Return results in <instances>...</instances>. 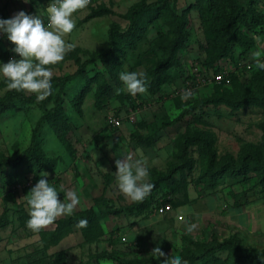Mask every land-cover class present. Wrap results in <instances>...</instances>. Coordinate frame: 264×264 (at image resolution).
Segmentation results:
<instances>
[{
  "label": "rangeland",
  "instance_id": "374dc122",
  "mask_svg": "<svg viewBox=\"0 0 264 264\" xmlns=\"http://www.w3.org/2000/svg\"><path fill=\"white\" fill-rule=\"evenodd\" d=\"M52 1L0 0V17L9 18L23 9L43 16L47 23L46 8ZM140 1L100 0L77 10L73 14L76 27L65 37L74 48L63 61L50 66L53 77L73 74L77 70V58L85 62L95 52H106L110 28L124 30L128 24V10ZM194 1L176 0L173 4L178 14L185 12L187 25L185 47L178 52L182 68L171 70L175 76L171 84L162 86L158 94L147 90L133 96L119 79V73L130 71L137 59L144 60L138 54L150 49L159 33L168 31L167 26L157 22L142 35L139 53L127 51L118 82L110 81L111 96L98 101L97 83H94L78 113L69 103L77 90L73 93L69 89L72 85L80 87L83 82L79 79L70 82L66 112L70 121L67 139L71 149H66L56 139L46 123L42 124L39 134L46 155L56 161L54 170L37 174L25 166L0 169V264H120L100 259L103 252H113L125 260L153 259L161 264L167 257L152 252L156 244L169 255H178L191 243L228 239L239 242L244 248L264 251V186L250 179L224 177L210 188L204 181V157L199 147L201 140H209L218 160L237 158L245 151L263 153L264 95L260 88L264 91V70L256 67L253 52L264 50V32L248 33L254 45L245 60L237 59L239 49L234 47L233 57L221 59L217 64L225 74L235 70L238 64L236 74L244 86L242 89L236 90L229 83L218 87L210 83L198 86L193 89L194 95L183 99L181 94L187 82L205 72L202 67L204 52L200 50L204 44V27L197 12L189 10ZM238 1L246 7H255L264 16V0ZM12 47L6 36L0 34V61L7 62L13 56L18 58V54L11 51ZM151 66L144 62L134 71L146 72L149 81L147 70ZM87 68L111 80L101 63H89ZM9 90L12 89L7 87V81L0 78V96ZM214 96L227 98L230 106L208 105L205 108L208 115L202 117L204 123H194L193 116H198L200 111L195 106ZM259 96H262V103L252 99ZM242 103L245 105L239 107ZM50 106L20 105L19 109L0 114V159L17 155L28 147L38 119L44 108ZM110 117L119 118L121 126H112L108 121ZM136 131L151 134L156 138L154 145L144 148L133 142L130 136ZM190 137L197 145L185 144ZM123 156L144 161L150 169L149 181L155 173L170 176L171 184L165 187L169 193L159 192L155 199L157 205L169 204L171 212L158 215L152 204L141 213L127 211L137 202L131 201L118 188L115 161ZM44 173L48 174L49 183L57 188L60 199H67L69 190L79 194L81 202L73 214L94 209L98 221L93 230L85 232L73 226L54 243L44 241L41 232L54 230L55 221L38 232L20 221V212L29 213L27 193ZM115 211L121 213L115 214ZM65 217L69 216H60L56 221ZM190 225L193 226L191 231L188 230ZM221 256L224 258L225 253Z\"/></svg>",
  "mask_w": 264,
  "mask_h": 264
},
{
  "label": "trees",
  "instance_id": "16d2710c",
  "mask_svg": "<svg viewBox=\"0 0 264 264\" xmlns=\"http://www.w3.org/2000/svg\"><path fill=\"white\" fill-rule=\"evenodd\" d=\"M175 1L154 0L146 2L142 0L131 6L126 14L127 27L124 30H119L114 26L110 28L108 50L106 52H95L85 62H81L77 58L75 60L77 70L71 75L54 76L52 93L45 100L37 101L36 95L29 96L24 92L13 89L0 96V114L19 109L20 105H51L49 108H44L31 133L28 147L17 155L1 158L0 169L2 167L17 168L25 166L34 170L37 174L54 170L56 161L46 155L39 134L42 124L46 123L56 139L66 149H71L67 139L70 131V121L66 112V98L69 95L67 89L70 87V82L76 79L83 82L80 87L72 85L69 89L73 93L77 90L76 94L70 98L69 103L78 113H81V105L94 83H97L95 95L98 101L111 96L113 89L110 81L118 82V73L124 64L127 51L138 52V44L142 35L148 27L157 22L167 26L168 31L164 34L159 33L153 46L148 50H143L141 55H137L140 58L144 57V60L137 59V62L132 64L130 71L143 66L144 62L151 63L152 66L147 70L150 77V80L147 81L149 85L148 92L151 94H158L162 86L171 84L175 78L171 70L182 68L178 52L185 47L186 37L184 31L187 25L185 12L178 14L173 8ZM189 10L197 12L204 27V44L200 50L204 52L202 67L206 76L215 75L222 70L217 67L219 60L229 56L233 57L234 47L239 49L237 59L239 61L245 60L254 45V40L248 36V33L261 34L264 32L263 14L253 6H244L238 0H195ZM95 62L101 63L107 69L111 80H108L104 74L87 68L89 63ZM237 65L235 70L226 73L224 79L214 83V85L220 86L229 83L236 90L242 89L244 86L236 74ZM90 72H93V76H90ZM54 89L58 90L54 92ZM260 91L261 95H264L262 88H260ZM261 97L252 99H255L257 103H262ZM221 104L227 107L230 106L227 98L216 96L201 102L199 106H195L200 111L197 114L198 116H193L194 123H204L202 117L208 115L205 110L206 106ZM244 105L242 103L238 106ZM234 108L236 109V106ZM192 111L193 115H196L194 109ZM130 138L144 148L152 147L156 140L151 134L143 135L137 131L132 133ZM195 143L193 137L186 139L185 142L188 146L197 145ZM199 147L204 157L202 164L204 181L210 188L217 185L224 177L250 179L254 180L255 184L259 183L264 186V151L262 154L245 151L237 158L229 157L218 160L209 140H201ZM185 167L186 164L183 168ZM171 181L169 175L153 174L150 180L154 184L151 194L142 202H137L132 207L127 208V211L141 213L151 204L155 207L157 205L156 195L159 192L164 193V195L168 194L169 192L165 187L169 186ZM116 213L121 212L115 211ZM83 218L88 220L86 227L79 225V220ZM19 219L27 225L29 213L20 212ZM97 221L98 217L92 207L80 210L69 217L55 221L54 230L41 232V237L46 242L56 243L62 236L68 234L73 226H78L85 232L91 231L96 226ZM223 253H225L224 258L221 256ZM178 255L183 256L188 264H264V251L244 248L233 239L224 242L191 243V245L183 248ZM99 258L117 261L120 264H160L158 260L153 259L125 260L113 252H103L99 255Z\"/></svg>",
  "mask_w": 264,
  "mask_h": 264
},
{
  "label": "clouds",
  "instance_id": "9594fccd",
  "mask_svg": "<svg viewBox=\"0 0 264 264\" xmlns=\"http://www.w3.org/2000/svg\"><path fill=\"white\" fill-rule=\"evenodd\" d=\"M30 3L31 0H24ZM90 0H53L46 8L47 23L43 16L29 13L23 9L9 18L0 17V34L6 36L13 45L11 51L18 54L7 62L0 61V78L7 81V87L19 92L27 91L36 95L37 101H43L53 90V65L63 61L74 48L65 37L76 27L73 14L86 8ZM256 67L264 70V50L253 52ZM119 79L130 95L145 93L148 90L147 73L123 71ZM183 99L194 95L191 88L181 94ZM115 176L119 190L131 201L142 202L154 188L149 181L150 169L144 161L123 156L115 161ZM47 173L42 175L27 193L29 219L27 226L33 231H40L52 224L60 216H71L81 199L76 191H67V199H60L55 186L49 183ZM81 227L88 225L86 218L79 220ZM192 225L188 230H192ZM152 252L166 256L161 264H188L181 255H169L156 244Z\"/></svg>",
  "mask_w": 264,
  "mask_h": 264
},
{
  "label": "built area",
  "instance_id": "2783aa9c",
  "mask_svg": "<svg viewBox=\"0 0 264 264\" xmlns=\"http://www.w3.org/2000/svg\"><path fill=\"white\" fill-rule=\"evenodd\" d=\"M99 1L100 0H90L89 4L99 2ZM224 75H225V72L221 70L219 73L212 75V76H206L205 74L198 76L197 78L191 79L187 82L186 89L188 88L195 89L200 85L220 82L224 79ZM108 121L112 126H115V127L121 126V120L119 118L110 117ZM154 210L156 214L164 215L168 212H171L172 207L169 204H158L157 206L154 207ZM178 219H182V217L178 216Z\"/></svg>",
  "mask_w": 264,
  "mask_h": 264
}]
</instances>
